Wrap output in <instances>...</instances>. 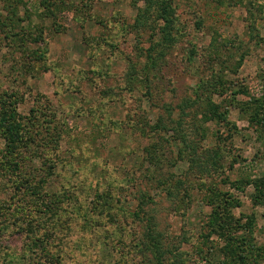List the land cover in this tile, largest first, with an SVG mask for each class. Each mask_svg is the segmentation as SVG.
Listing matches in <instances>:
<instances>
[{
  "label": "rangeland",
  "instance_id": "obj_1",
  "mask_svg": "<svg viewBox=\"0 0 264 264\" xmlns=\"http://www.w3.org/2000/svg\"><path fill=\"white\" fill-rule=\"evenodd\" d=\"M47 1L0 0V264H264V0Z\"/></svg>",
  "mask_w": 264,
  "mask_h": 264
},
{
  "label": "trees",
  "instance_id": "obj_2",
  "mask_svg": "<svg viewBox=\"0 0 264 264\" xmlns=\"http://www.w3.org/2000/svg\"><path fill=\"white\" fill-rule=\"evenodd\" d=\"M46 2H48L47 0H44ZM242 61V59H241ZM223 85L221 86L222 89L224 90H218V87H215V90H218L217 92L220 93V95L222 93H225L226 91H229V87L230 89L234 87V85H230L228 86V88L226 87L225 81H222ZM216 86H220V82L218 84H216ZM246 93H248V90H245ZM244 91V92H245ZM233 92H235V90H233ZM18 99L17 97H8L5 96L0 100V138L2 140H5L6 144H5V151H7V155L9 152L14 153L16 151V149L18 147H20L22 145L21 141H22V123L18 122L20 120V115L18 114ZM248 104V103H247ZM264 107V97H260V98H253L251 99V103L248 104V106L245 108V111L249 112L250 111H255L258 108H263ZM244 111V112H245ZM15 154H13L14 157ZM6 158L8 156H5ZM21 160V159H19ZM19 162V161H18ZM16 162V163H18ZM14 163V165L16 164ZM214 163V164H212ZM212 164V166H214L216 164V162H214V160L210 159L209 165ZM208 165V166H209ZM206 167V166H205ZM218 168V167H217ZM1 171H3V169H0ZM23 184V183H22ZM251 184H253L256 188V191H258V194L255 197V200L257 202V204L259 205H264V190H262L264 188V180L258 181V180H254ZM24 185V184H23ZM21 185V186H23ZM25 186V185H24ZM221 193H219L218 195V199L219 200H223L224 203L226 202V199H223L226 197V194H224V196H220ZM216 198V197H215ZM229 199V198H228ZM148 198L147 197H143L142 198V202L146 201L148 202ZM231 201V199H229ZM209 204L212 205V214L209 217V223L210 225H213V227L215 228V226H218L219 229H215L217 234L219 235L220 238L224 239L225 243L227 242V236L224 234L223 232V217H228L231 213L232 208H226L225 212L222 213V203H220L217 199L215 201V203H213L212 199H210ZM232 204V203H231ZM240 203L238 201H236L235 206L234 207H239ZM147 211V210H146ZM146 211H142L141 212V208H140V214L138 213L137 216H140L141 214L146 215V220H147V227L148 232H149V236H155L156 238H154V247L156 248L157 251H162L161 249V239L158 237V230H157V222L155 221V216L152 214H149ZM231 216V215H230ZM232 218V216L230 217ZM239 220L237 221V224H239ZM252 226L250 227V231L252 230V228H254V221H251ZM249 233V231H248ZM253 234V233H252ZM239 236L235 237L234 240H236ZM243 237V236H242ZM238 243H235L234 245L236 246V248H233L232 245L228 242V244H230L228 247H226L224 249V251H240V253H238V255L240 256L241 260L243 261V263H245L246 260H251L252 258H254L257 254V252L261 253V251H257L258 247H255L253 245V243L251 242L250 239H247L246 236L243 237V239H238L237 240ZM227 256V252L225 254ZM47 261L52 262V264H61L60 260L56 261V256L50 252H48V254L45 255ZM55 260V262L53 261ZM58 260V259H57ZM158 261L161 263V259H158ZM223 264H226L225 262Z\"/></svg>",
  "mask_w": 264,
  "mask_h": 264
}]
</instances>
